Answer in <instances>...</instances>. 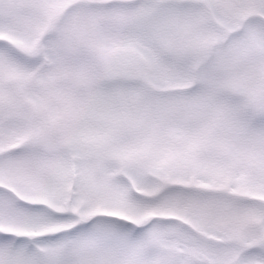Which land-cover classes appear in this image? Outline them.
Instances as JSON below:
<instances>
[{
	"label": "snow or ice",
	"instance_id": "6c2138e0",
	"mask_svg": "<svg viewBox=\"0 0 264 264\" xmlns=\"http://www.w3.org/2000/svg\"><path fill=\"white\" fill-rule=\"evenodd\" d=\"M0 264H264V0H0Z\"/></svg>",
	"mask_w": 264,
	"mask_h": 264
}]
</instances>
